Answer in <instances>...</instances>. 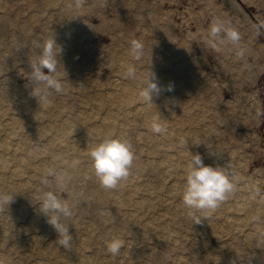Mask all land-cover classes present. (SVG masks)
I'll list each match as a JSON object with an SVG mask.
<instances>
[{
  "label": "rangeland",
  "instance_id": "rangeland-1",
  "mask_svg": "<svg viewBox=\"0 0 264 264\" xmlns=\"http://www.w3.org/2000/svg\"><path fill=\"white\" fill-rule=\"evenodd\" d=\"M217 18L240 32L239 46L225 43L217 51L204 42ZM261 23L264 0H84L81 7L76 0H0V93L7 87L18 90L4 101L0 115V152L4 149L8 160L0 165V177L8 176L5 182L0 180V191H6L11 182L16 185L12 178L32 175L33 165L39 167L36 172L41 183L48 170L56 168L58 173L67 172L64 175L70 179L68 191L60 195L74 205L69 218L73 239L71 247L64 248L55 231L49 232L36 218L29 223V212L39 206L42 189L12 192L14 202L0 210V264H152L146 253L153 245V252H166L169 263L217 264L219 260L207 257V253L230 252V244L237 245L244 255L224 264L244 262L252 246L262 257L258 264H264V31L258 36L254 27ZM52 35L64 49L63 67L58 66L62 84H67L63 93L76 87L107 90L119 76L125 80L122 72L130 64L137 68L134 86L139 92L150 71L159 82L162 74L179 63L184 76L182 80L179 77L176 87L186 92L175 96L176 91H163L159 97L168 105H157L151 116L130 110L144 104L139 95L97 105L82 97L73 104L77 109L85 106L82 110L74 106L70 111L62 110L56 104L40 107L30 94L28 81L29 64L37 52L32 41ZM132 40L145 45L146 54L140 61L132 60L129 54ZM238 47L246 49L243 58L236 55ZM172 49L176 53L169 59ZM79 70L81 74L74 76ZM63 93L53 92L50 99H70ZM74 112L83 121L67 129L62 140L55 125L61 126ZM110 112L115 128L94 132L93 127H103L102 118ZM10 114L25 122L16 125L15 133L7 131ZM157 121L166 128L165 133L152 131ZM205 129L209 130V141H204ZM185 131L194 136L187 140V147L180 143ZM169 132L172 137L167 139ZM109 134L129 137L135 155L139 154L135 158L153 162L155 168L139 171L134 162L123 181L124 189L107 190L94 174L80 177L70 163L77 158L84 165L91 163L89 152L94 142ZM140 135L144 139H139ZM191 153H198L206 165L227 164L224 167L238 181L236 193L215 211L196 213L204 217L199 223L184 207L181 195ZM13 170H17L16 175H12ZM50 182L55 184L52 178ZM174 184H180V190L172 189ZM98 193H103L102 198ZM123 195L132 197L133 204L120 206L115 196L124 200ZM142 198L148 199L147 205L138 203ZM24 207L29 211L26 216L13 214ZM118 207L117 211L127 217L121 231L108 219L109 211ZM185 214L190 219H181ZM255 215L261 217L259 223L250 222ZM45 218L41 215L39 219ZM148 220L158 226L146 227ZM103 230L110 232L109 238L102 235ZM134 232L144 237L132 241ZM252 237L258 238V243L249 245ZM114 238L124 241L116 256L107 247ZM129 241L133 246L126 248Z\"/></svg>",
  "mask_w": 264,
  "mask_h": 264
},
{
  "label": "clouds",
  "instance_id": "clouds-1",
  "mask_svg": "<svg viewBox=\"0 0 264 264\" xmlns=\"http://www.w3.org/2000/svg\"><path fill=\"white\" fill-rule=\"evenodd\" d=\"M76 4L81 7L84 0H76ZM254 27L258 36L264 31V23L254 25ZM241 39L240 32L220 18L212 22L204 35V42L217 51L220 50L219 46L225 43L239 46ZM32 44L37 52L29 64L30 94L38 102L49 104L53 92L59 94L64 91L62 78L58 73V66H62L61 56L64 49L62 45L57 43L55 35L47 39L33 40ZM129 54L134 61L142 60L145 56L144 43L139 40H132ZM236 55L243 58L246 55V49L238 47ZM124 77L133 81L137 79V68L134 64L127 67ZM172 90V85L162 87L155 73L150 71L141 83L138 95L144 104L155 105L153 103L154 97L158 98L163 91ZM152 131L163 134L166 132V128L157 121L153 123ZM180 143L184 147L188 145L187 139H182ZM89 156L94 175L100 185L107 190L116 189L120 182L130 175V170L134 165L133 141L124 135H104L92 147ZM77 165L78 161H75L71 167L75 168ZM50 178L55 180V184L50 182ZM42 186L38 211L46 217L47 223L58 234L59 244L64 248H70L73 237L70 232V224L66 221L73 216L74 205L60 195V192L68 191L70 179L59 174L56 168H50L42 179ZM237 190L238 181L234 179L233 173L226 170L224 166L206 165L198 153H191L181 195L184 207L191 212L196 223L204 218L197 216L196 213L211 214L222 202L233 196ZM12 202H14V193L0 191V210L5 206L8 208ZM260 220L261 217L255 215L251 217L250 222L259 223ZM107 247L108 252L116 256L124 247V241L120 238H114ZM251 260L252 257L250 262L246 261V264H251Z\"/></svg>",
  "mask_w": 264,
  "mask_h": 264
},
{
  "label": "bare ground",
  "instance_id": "bare-ground-1",
  "mask_svg": "<svg viewBox=\"0 0 264 264\" xmlns=\"http://www.w3.org/2000/svg\"><path fill=\"white\" fill-rule=\"evenodd\" d=\"M123 19H126L125 16L123 17ZM175 53H176L175 49L174 50L173 49L169 50L168 58L170 59L171 55H173ZM64 59L65 58L63 56H61V60L64 61ZM150 60H152L151 62H152V67H153L154 66L153 57ZM172 68L173 69L171 71L162 74V76L160 78L161 81H159V83H160V85L162 84L163 87H166L168 85H172V87H173L172 91L173 92L176 91V94H174V95L175 96H178V95L180 96L181 93H183L182 91H184V89L180 90L179 88H177L176 87L177 86L176 83H178L179 77H181V80L183 79V76H184L183 64L179 63L178 65H173ZM126 69L122 72V75L126 71ZM79 72L75 71L74 76H79L81 74V71L79 70ZM119 74H121V73H119ZM174 75H176V76H174ZM118 78H119V81L117 83H115V84L111 83L112 87L110 86V88H108L107 90H94V89H90L89 87H76V88H74V90H66L65 93H63L64 94L63 96H66L65 98H70V99L58 100V102H52V100L50 99V103L49 104H44V103H40L39 102L38 106H40V107H48V106H51V104H56L57 106L63 108L62 110L68 109L70 111V110L73 109V106L75 107V110H82V109H85V106L82 109H77L76 107L78 105H73L75 102L80 101V99L82 97L89 98L91 101L93 100L94 101L93 104L97 105L100 102H104L105 101V103H106V102H109V101H113V99L120 98L121 96H124L123 97L124 100L125 99L126 100L129 99L131 96L132 97L138 96V89H136V87L134 86V81H130V80H127V79L124 80L122 76H119ZM7 85H10V84H7ZM66 85H67L66 83H63V87L64 88L67 87ZM95 89H96V87H95ZM172 91H169V93L172 92ZM106 92H109V93L105 94ZM184 92H186V91H184ZM1 93H3L4 96H2ZM1 93H0V115L2 113H4V111H3L4 101L7 100L8 97L17 95L18 90L15 89V88L7 87V88H4V90ZM28 99H30V98H28ZM78 103L79 102H77V104ZM153 103L155 105H146V104H141L140 105V104H136L134 106V108L130 109V110L135 112L136 115L137 114H144L146 116H148V115L151 116V115H153L154 109H155V107L157 105H159V106H164V105L167 106L168 105L167 102H166V99L165 98H161V97H159V98L154 97ZM123 110H124V108H123ZM37 111H39V110H37ZM167 111H168V108H167ZM80 112H82V111H80ZM84 115L87 116L86 114H84ZM68 116H70V119H68V120L66 119V120L61 121V124H62L61 126L60 125L59 126L55 125V128H57V134L59 135L58 137L60 139H62V140L65 138V133H66L67 129H69L74 123H80L79 120L83 121V117H81L78 112H74V114L72 116L68 114ZM112 116H113L112 112H110V113L107 114L106 117H103L102 121H101L103 127H101L100 125L98 126V124H96V126L93 127L94 132H101V133L105 132L106 133V132H108L109 129H114L116 125L114 124V120L112 119ZM24 124H25V122L22 119L15 118L14 114H10L9 116H7L6 125H7V131L9 133H15L16 132V129H17V128H15L16 125H24ZM119 130L122 132L121 128H119ZM171 131H173V130H171ZM205 131H206V134H205V137H204V141H209L210 139L207 136V133H209V130L205 129ZM170 135H171V132H169L167 134V139H170ZM192 136L185 131V133H184L185 139L191 140L192 138H194V136L193 137ZM171 137H172V135H171ZM139 139H144V137L140 135ZM95 144H96V142H94L93 146ZM153 144L155 145V143H153ZM5 145H6L5 143L2 144V146H5ZM3 150L0 152V165L1 166L8 162L7 158H5L4 155H3V154H5V152ZM139 151H141V149ZM152 151H154V150H152ZM138 155L139 154L136 153L135 157H137ZM75 161H78V158H77V160H73L72 162H75ZM134 162H137L139 171H142V170L146 169L147 167H150L151 169H154L155 166L157 165V164H155L153 162H144L143 163V162H140L136 158H135ZM70 164H72V163H70ZM20 165H23V164L21 163ZM226 165L227 164H223V166H226ZM33 166H34V168H33L34 173L32 175L27 174L26 178H24V179H21L18 176H17L18 178H12L14 180L13 182H16V185L14 183H12V182L9 183L8 187L6 185V187H7L6 191L10 192V193H12V192L16 193V192H20L22 189H31V188L34 189L35 188L36 190L37 189L41 190L42 189L41 179H40L39 174H37V172H36L39 169V167H37L36 165H33ZM72 169L74 171H77L78 175H80V177H82V178H86V177L92 176L94 174L93 169L91 167V163H89L87 165H84V163H80L78 161V165L75 168L72 167ZM16 171L17 170H13L12 175H16ZM65 173H67V172L61 171L59 174L64 175ZM6 178H8V176L5 177V176L2 175L0 177V180L2 182H5ZM175 179H177V178H175ZM123 181L124 180H122L120 182V184H119V186L117 188H119V189H124L125 188V184H123ZM172 187H173L172 189H174V190H180L181 185L180 184H174V185H172ZM120 192H122V191L120 190L117 193H120ZM109 193L111 194L112 192L110 191ZM74 195H75V191H74ZM102 195H103V193H98V196L100 198H102ZM115 198L118 200V203H119L120 206L124 205L123 204L124 202L133 204V201H134V199L132 197L127 196V195H125V196L123 195L121 197L124 200L118 199V197H116V196H115ZM147 200H148L147 198H142V200L138 201V203H140L141 206H144V205L148 204ZM20 206H22V205H20ZM38 208H39V206L37 208L33 209L30 212L27 211L25 209V207L24 208H19L17 210H13V214H16V216H26L27 212H29L30 213L29 216L27 215L29 217V223L30 222H35L34 218H36L38 221H40V222H42L44 224L45 228L49 232L55 231L52 228V226L47 223V219L46 218L43 219V220L39 219L42 214L39 213ZM117 209L119 210L120 208L119 207L118 208H113V210L111 212L109 211L110 214H108L109 215L108 219H110V220L113 219L115 228L118 231H121L122 229H124V227H126L124 225V222L127 221V217L124 214H120L117 211ZM104 217H107V216H104ZM190 217L191 216L189 214H185V215L181 216V219L187 220V219H190ZM100 218L102 219L101 215H100ZM224 220L227 223L228 220L226 218H224ZM66 222L67 223H71L70 219H68ZM144 225L146 227L158 226L152 220L146 221L144 223ZM168 225L169 224H167L166 226H168ZM102 235L105 236V237H108L111 234H110V232L108 230H103ZM254 235H255V232H253L252 236H254ZM139 237H144V235H140L138 232H134L132 238H130V239L132 241L142 239V238H139ZM33 238H40V236L34 235ZM258 240L259 239L255 238V237L249 238L248 241L251 243L249 245H253L255 242L258 243ZM225 244H227V243H225ZM132 246H133V243L131 241H129L128 242V246L126 245V248L127 247L131 248ZM230 247H231V251L230 252L220 251L219 250L216 253H214L213 251H209L206 256L207 257L215 256L219 260L217 264H224L227 260H230V258H234L236 256L238 257L241 254L244 255V253L238 248L237 245H231L230 244ZM252 247H253L252 252H250L249 254H246V260L244 262H242V263H234V264H246V261L250 262V258L251 257H252L251 264H258L260 262V260L262 259V257H261V255L258 252H256L257 250H254V246H252ZM263 249H264V245H263ZM154 250H155V246L153 245V247L151 246V248L147 251L148 253H146V257H149L150 263H152V264H174L172 262L169 263L168 261L165 260V258H166V252L165 251L164 252H156L155 253V252H153ZM193 252L194 253L197 252L196 248L193 249Z\"/></svg>",
  "mask_w": 264,
  "mask_h": 264
}]
</instances>
